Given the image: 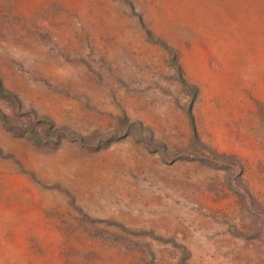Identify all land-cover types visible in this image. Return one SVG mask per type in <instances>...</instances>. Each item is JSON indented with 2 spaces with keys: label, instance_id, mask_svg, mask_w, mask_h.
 I'll list each match as a JSON object with an SVG mask.
<instances>
[{
  "label": "rangeland",
  "instance_id": "374dc122",
  "mask_svg": "<svg viewBox=\"0 0 264 264\" xmlns=\"http://www.w3.org/2000/svg\"><path fill=\"white\" fill-rule=\"evenodd\" d=\"M0 112V264H264V0H0Z\"/></svg>",
  "mask_w": 264,
  "mask_h": 264
},
{
  "label": "trees",
  "instance_id": "16d2710c",
  "mask_svg": "<svg viewBox=\"0 0 264 264\" xmlns=\"http://www.w3.org/2000/svg\"><path fill=\"white\" fill-rule=\"evenodd\" d=\"M0 119L3 121L4 124H7L8 123V120H7V115L0 112ZM189 120H190V124L192 127H194V123H193V119H192V115L189 113ZM47 128H49V125H46ZM47 128L44 127L45 130H47ZM30 133V137L34 140V141H39L40 140V135H38L36 133V131H33V130H30L29 131Z\"/></svg>",
  "mask_w": 264,
  "mask_h": 264
}]
</instances>
